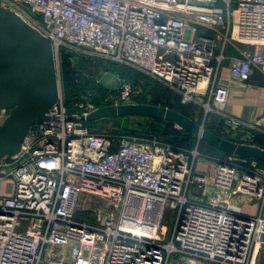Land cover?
I'll return each mask as SVG.
<instances>
[{"label": "built area", "instance_id": "obj_1", "mask_svg": "<svg viewBox=\"0 0 264 264\" xmlns=\"http://www.w3.org/2000/svg\"><path fill=\"white\" fill-rule=\"evenodd\" d=\"M0 4L51 40L60 84L50 118L30 126L11 161L0 158V264H258L264 183L255 169L263 162L227 154L207 173L197 168L198 149L187 153L168 142L93 127L82 116L100 105L68 104L63 59L69 52L71 59L130 67L198 106L203 125L251 143L255 131L264 135V114L249 119L228 110L231 88L223 69L228 65L242 82L256 70L264 73V0ZM229 46L239 54H228ZM82 71L76 69L75 80H91ZM136 93L125 80L109 104L136 101ZM8 114L0 109V124ZM232 191L256 198L258 213L231 201ZM86 193L105 199V208H81Z\"/></svg>", "mask_w": 264, "mask_h": 264}, {"label": "water", "instance_id": "obj_2", "mask_svg": "<svg viewBox=\"0 0 264 264\" xmlns=\"http://www.w3.org/2000/svg\"><path fill=\"white\" fill-rule=\"evenodd\" d=\"M81 59L75 57L77 63ZM140 80L144 84L154 83L145 76ZM59 98L60 84L51 40L18 13L0 4V109L9 110L0 124V158L13 159L21 150L30 126L48 120L49 111ZM134 116L174 122L221 151L264 161V146L226 138L192 116L167 106L131 100L100 105L82 118L90 122L111 118L127 130Z\"/></svg>", "mask_w": 264, "mask_h": 264}, {"label": "rangeland", "instance_id": "obj_3", "mask_svg": "<svg viewBox=\"0 0 264 264\" xmlns=\"http://www.w3.org/2000/svg\"><path fill=\"white\" fill-rule=\"evenodd\" d=\"M243 47L248 48V49H253V46L251 45H243ZM86 64L84 68H80V70H83L82 72L89 73L92 78H94L96 81L99 79L100 82L93 83L92 82V87L89 88L90 91H87L88 89H83L78 87V86H73V96L71 100H79L84 99L82 97V94H85V99H89V96L95 95L98 96L103 100V102H112L117 98V96L120 93L121 86L122 84L126 81L132 82L136 86V102H145V103H150V104H155V105H161V106H167L171 107L174 109H182V111L188 112L190 115L194 117L198 122L202 123L203 119V112L202 110L194 105V104H185L182 102V98L180 99L181 102L178 101V97L174 95V93L170 92L165 86L158 85L153 88L150 87H144L142 83H136L132 76H130L127 73H123L121 71H118L117 69H113L112 66H108L110 64H104L100 62V60H91L89 58H85ZM119 69H123L124 67L118 66ZM125 69V68H124ZM149 79V78H148ZM76 82V81H75ZM106 90L104 92V90ZM86 94H89L86 95ZM98 94V95H97ZM77 95V96H76ZM66 96V95H65ZM190 108H188V107ZM130 123V128L132 131H129V134H134L139 137H144V138H150V139H157L162 142H168L173 145H175L177 148L182 149L186 151L187 153H190L194 149H198L202 154L197 158V168L199 170H203L207 173H212L216 167V163H218L219 158H224V154L219 153L218 151L214 150L213 148L207 147L205 143L201 142V138L199 136L195 138H183V137H178L176 136V141H170L167 140L168 138H163L164 134L172 133L173 130L169 125H159V124H146L144 122V119L141 117H135V119H131ZM115 121V120H114ZM96 122V121H93ZM95 126H99L98 129L102 131H108V132H115L116 127L112 119H107L106 120L102 119L99 123H96ZM207 128V124L204 125ZM159 130L158 132H154L153 128ZM122 133H126L123 132ZM127 133V134H128ZM254 139H252L251 143L254 144H263L264 145V140L258 137L261 133L255 131L254 133ZM263 135V134H262ZM242 171V169L240 168ZM258 174L261 177L262 183H264V163L262 166V169H255ZM210 184L206 185L207 188H209ZM237 188V184L234 185V188ZM203 190L202 188H198L196 190ZM201 197L202 199L208 198V194H206L204 191L201 192ZM251 199L259 203V201L253 197L249 198L248 196L242 195V193H239L238 191H232L231 196L229 199L233 202L238 203L239 199ZM246 200V201H247ZM240 203V202H239ZM88 205V206H87ZM106 205V200L100 197H96L91 194H83L81 199H80V206L81 208H87L89 207L88 211L92 212L93 209H98V208H105ZM82 213L86 216L88 214L86 209L81 210ZM258 211V210H257ZM255 212V211H254ZM258 213V212H257ZM255 213H251V215H254ZM165 223L171 225L172 224V210L167 209L166 211V216H165ZM264 253V249H263ZM264 255V254H263Z\"/></svg>", "mask_w": 264, "mask_h": 264}, {"label": "trees", "instance_id": "obj_4", "mask_svg": "<svg viewBox=\"0 0 264 264\" xmlns=\"http://www.w3.org/2000/svg\"><path fill=\"white\" fill-rule=\"evenodd\" d=\"M71 53H67V54H65L64 55V59H63V91H64V94L66 95V99H67V102H68V104H71V103H74L75 102V100H71L72 99V96H73V93H72V91H74L73 90V86L75 85V86H78V87H80V88H82L83 87V89H88L87 91H90L89 90V88L90 87H92L91 85H92V82L93 83H96L97 81L94 79V78H91V80H87L86 79V75H84L82 78H81V80H80V82H77L76 80H75V76H74V73H75V71H76V69L77 68H84L85 67V64L87 63L85 60V58L84 57H82V59H81V61H80V63H77V61L75 60V59H71ZM73 57V56H72ZM100 62H102V63H104V64H110V65H108V66H112L113 67V69L115 68V69H117L118 71H121V72H123V73H127V74H129L130 76H132V78L134 79V81L136 82V83H142L143 84V86L146 88V87H150V88H153V87H155V86H158V85H160L159 83H157V82H154L153 84H144L141 80H140V77L142 76V74L141 73H139V72H137V71H135L134 69H132V68H130V67H127V66H125V65H120V64H117V63H112V62H107V61H100ZM118 66H122V67H124L123 69H119V67ZM89 74V73H88ZM76 81V82H75ZM103 90H104V88H103ZM106 90H104V92H105ZM170 91V90H169ZM170 92H172V93H174L173 91H170ZM80 94H82V97H84V99H79V100H85V101H87V99H85V94L84 93H80ZM86 95H88L89 96V94H86ZM98 95V94H97ZM174 95H176L179 99H178V101L179 102H181V98H180V96L178 95V94H176V93H174ZM77 96V95H76ZM88 100H90V101H93V102H96V103H98L99 105H103V104H109L110 102H103V100L101 99V98H99V95L98 96H95V95H91V96H89V99ZM188 107V106H187ZM188 108H190V107H188ZM180 111H182V109H179ZM182 112H184V113H186V114H188V115H190L188 112H186V111H182ZM190 116H192V115H190ZM135 117H141L142 119H144V122L146 123V124H152L153 123V125L154 124H159V125H169L170 127H171V129L173 130V132L172 133H168V134H162L164 137L163 138H168L167 140H170V141H176V136H178V137H183V138H189V137H193V138H195V137H197L195 134H193L192 132H190V131H188V130H186V129H184V128H180V127H178V126H176V124L174 123V122H171V121H168V120H163V119H159V118H150V117H144V116H134V117H132V119H135ZM193 117V116H192ZM194 118V117H193ZM107 119H111V118H107ZM104 120V119H103ZM106 120V119H105ZM112 121L114 122V124H115V126H117L118 127V130L120 131V132H126V133H128L129 131H132V129L131 128H129V129H127V130H124V129H122L115 121H114V119H112ZM131 121H133V120H131ZM88 123H91V124H93V123H95V122H88ZM207 128H209V129H211V126H209V125H207ZM153 129V131L156 133V132H158L159 130H157V129H154V127L152 128ZM212 130V129H211ZM258 137H260L261 139H263L264 140V135H262V134H260V135H258ZM201 142H203V143H205L206 144V146L207 147H210V148H213L214 150H216V151H218L219 153H221V154H224V155H227L228 153H226V152H224V151H221V150H219V149H217V148H215V147H213V146H211V145H209L207 142H205L203 139H201ZM259 144V143H258ZM261 146H264L263 144H260ZM261 162H263L264 163V161L263 160H261Z\"/></svg>", "mask_w": 264, "mask_h": 264}, {"label": "crops", "instance_id": "obj_5", "mask_svg": "<svg viewBox=\"0 0 264 264\" xmlns=\"http://www.w3.org/2000/svg\"><path fill=\"white\" fill-rule=\"evenodd\" d=\"M227 52L228 54H239L238 50L233 46H229ZM223 77L230 84L231 88L228 103V110L230 112L249 119L264 114V73L262 71L256 70L250 82H242L230 75L229 66L226 65L223 69ZM100 121H96L92 126L98 128L99 126H95V124ZM115 127L118 129L117 126ZM246 200L241 198L238 201L244 211L247 213H257L259 211V203L251 199ZM263 254V249H261L257 255L258 264H264Z\"/></svg>", "mask_w": 264, "mask_h": 264}]
</instances>
